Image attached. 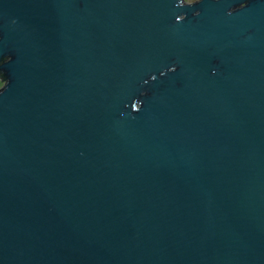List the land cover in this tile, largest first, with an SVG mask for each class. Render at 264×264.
<instances>
[{
	"label": "water",
	"instance_id": "obj_1",
	"mask_svg": "<svg viewBox=\"0 0 264 264\" xmlns=\"http://www.w3.org/2000/svg\"><path fill=\"white\" fill-rule=\"evenodd\" d=\"M0 264H264V0H0Z\"/></svg>",
	"mask_w": 264,
	"mask_h": 264
},
{
	"label": "rangeland",
	"instance_id": "obj_2",
	"mask_svg": "<svg viewBox=\"0 0 264 264\" xmlns=\"http://www.w3.org/2000/svg\"><path fill=\"white\" fill-rule=\"evenodd\" d=\"M189 2H193L196 0H188ZM4 85V81L2 80V78L0 77V88Z\"/></svg>",
	"mask_w": 264,
	"mask_h": 264
},
{
	"label": "clouds",
	"instance_id": "obj_3",
	"mask_svg": "<svg viewBox=\"0 0 264 264\" xmlns=\"http://www.w3.org/2000/svg\"><path fill=\"white\" fill-rule=\"evenodd\" d=\"M5 88H6V87H5ZM5 88H4V89H5ZM4 89H3V90H4ZM3 90H0V91H3Z\"/></svg>",
	"mask_w": 264,
	"mask_h": 264
}]
</instances>
